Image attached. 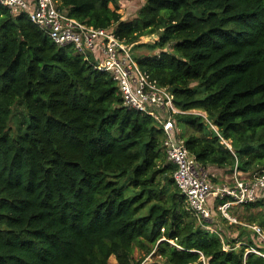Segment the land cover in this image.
Returning a JSON list of instances; mask_svg holds the SVG:
<instances>
[{"label":"trees","instance_id":"trees-1","mask_svg":"<svg viewBox=\"0 0 264 264\" xmlns=\"http://www.w3.org/2000/svg\"><path fill=\"white\" fill-rule=\"evenodd\" d=\"M55 1L132 49L159 51L132 57L188 112L175 126L204 169H223L221 181L208 170L212 181L235 165L264 170V0H143L132 21L122 0ZM163 140L109 74L0 7V264H264L247 253L264 252L253 232L222 219L243 230L229 243L220 222L221 237L186 209ZM239 208L264 229V199L231 214Z\"/></svg>","mask_w":264,"mask_h":264},{"label":"built area","instance_id":"built-area-1","mask_svg":"<svg viewBox=\"0 0 264 264\" xmlns=\"http://www.w3.org/2000/svg\"><path fill=\"white\" fill-rule=\"evenodd\" d=\"M0 7L13 14H27L29 21L55 45L72 46L97 71L112 77L118 85L123 106L145 114L161 127L167 162L175 166L174 184L185 197L186 209L204 223L205 229L220 236L219 231L212 227L219 223L213 218L217 211L229 224L241 225L253 232L264 247V229L257 224L241 222L230 212L232 208L264 198V170L248 177L235 165L232 174L223 182L212 181L208 170L189 153L175 126L174 115L188 112L178 110L172 93L139 68L132 57L133 45L122 42L111 30L86 26L69 18L58 8L55 0H0ZM211 128L216 130L212 125ZM220 139L231 149L226 141ZM228 249L230 247L224 244V250ZM247 253L264 258V252L258 249L249 248Z\"/></svg>","mask_w":264,"mask_h":264},{"label":"rangeland","instance_id":"rangeland-1","mask_svg":"<svg viewBox=\"0 0 264 264\" xmlns=\"http://www.w3.org/2000/svg\"><path fill=\"white\" fill-rule=\"evenodd\" d=\"M144 1L143 0H122L120 1V9L118 10V13L121 15V19L123 21H132L136 18L139 9L143 6ZM110 8H113L111 5L109 6ZM157 38L155 36H152L150 38L148 37H143L140 39L139 44L140 43H149V42H153L156 41ZM158 50L155 51H149V49L142 47V48H133L132 49V53L134 56H139V55H154L156 53H158ZM210 173L214 174L216 176V180H220L221 179V175L223 173V169H219L218 171H214V169H208ZM222 180V179H221ZM220 180V181H221ZM216 183H220V182H216ZM264 199V198H262ZM249 213H256V210H252L250 212H246V210H242L241 208H239L237 211H232V214L235 217H239V219L245 220L244 222L247 221V217L249 215ZM215 220H217L218 222H220L223 225V229L226 232L225 234V240H227L229 243L232 241H236L239 240V234L238 232L243 231L242 228L239 229V226H228L227 223L225 221L222 220V218L220 217V215L218 214L217 211L214 212V217ZM240 232V233H241ZM243 233V232H242ZM241 233V235H243ZM251 234V233H249ZM243 237V236H242ZM244 239V238H243ZM242 239V240H243ZM241 240V241H242ZM246 241V240H243ZM235 246H238V244H236ZM238 250V248H237ZM142 255L139 254V252L137 250L134 251L133 253V258L135 261L139 260L140 257ZM152 260V258L146 257L141 263L143 264H147L150 263ZM108 264H117V261L114 257H110Z\"/></svg>","mask_w":264,"mask_h":264},{"label":"crops","instance_id":"crops-1","mask_svg":"<svg viewBox=\"0 0 264 264\" xmlns=\"http://www.w3.org/2000/svg\"><path fill=\"white\" fill-rule=\"evenodd\" d=\"M211 169H213V168H211ZM218 171V170H217Z\"/></svg>","mask_w":264,"mask_h":264}]
</instances>
